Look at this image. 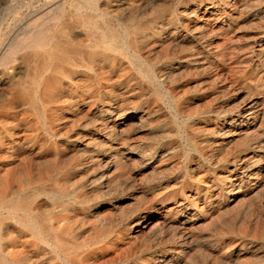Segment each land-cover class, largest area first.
Wrapping results in <instances>:
<instances>
[{"label":"rangeland","instance_id":"obj_1","mask_svg":"<svg viewBox=\"0 0 264 264\" xmlns=\"http://www.w3.org/2000/svg\"><path fill=\"white\" fill-rule=\"evenodd\" d=\"M109 2L0 0V257L264 264V0ZM101 13L126 56L38 60Z\"/></svg>","mask_w":264,"mask_h":264},{"label":"bare ground","instance_id":"obj_2","mask_svg":"<svg viewBox=\"0 0 264 264\" xmlns=\"http://www.w3.org/2000/svg\"><path fill=\"white\" fill-rule=\"evenodd\" d=\"M89 8L91 9H95L96 8V3L97 0H82ZM108 1L109 0H105ZM112 1V0H111ZM106 3V2H105ZM112 4V3H111ZM104 5V4H103ZM79 6V5H78ZM77 6V7H78ZM105 6V5H104ZM107 6V4H106ZM109 6V5H108ZM107 6V7H108ZM80 7V6H79ZM100 7V6H99ZM103 7V6H102ZM98 9V8H97ZM82 11V10H81ZM45 15V14H44ZM100 20L103 23V27H93L92 31L90 32V34H88L89 36V41L88 43H86L85 45H83V48H72L70 45H65L64 47H62V49H58V51H49V50H45L43 49V52H37V58L39 61H42L44 63V66H47L50 63H62L64 62V58L60 56L61 52L63 51H69L74 53L75 55L78 56H82L85 55L87 60L89 61H94L96 60L98 57L107 59L108 56L113 55V56H126L128 54V51L125 50V45H126V41L125 39H127L128 37H130L132 35L131 32H129V30L124 27L121 30V33H117L115 29L111 28V26L107 25V23L105 22L106 17L103 13H101L100 16ZM36 29V28H35ZM41 30V29H40ZM39 30V31H40ZM36 33V32H35ZM38 33V32H37ZM35 34L32 37H29V42L27 41L28 39H26L25 41V47L29 48V45H33V47L35 48H44L46 45H48V41L45 40L44 38H42V36L40 37L39 34ZM41 33V32H40ZM42 34V33H41ZM44 34V33H43ZM137 34V33H136ZM29 35V34H28ZM25 35V36H28ZM45 35V34H44ZM78 36V35H77ZM136 36V35H135ZM79 38V37H78ZM79 44H81L79 42ZM17 45V44H16ZM23 45V44H22ZM21 46V45H20ZM24 48V47H23ZM31 48V47H30ZM19 49V46H13L11 48V52L14 54L17 50ZM22 49V48H21ZM33 49V48H32ZM80 49V50H79ZM24 50V49H23ZM41 50V49H40ZM22 51V50H21ZM6 58V57H5ZM112 59V58H111ZM5 60V59H4ZM97 62V61H95ZM107 62V61H106ZM67 64V63H66ZM99 64V63H98ZM100 66V65H99ZM66 68V67H65ZM82 68V67H81ZM72 70V69H71ZM74 70V69H73ZM62 73V72H61ZM60 74V73H59ZM70 74V73H69ZM67 74V75H69ZM53 75V74H52ZM61 75V74H60ZM70 76V75H69ZM59 77V76H58ZM54 79V78H53ZM71 79V78H70ZM52 83V82H51ZM59 85V84H58ZM53 195V194H51ZM49 196V195H48ZM52 197V196H51ZM62 197V196H61ZM13 200V199H12ZM11 200V201H12ZM57 201V200H56ZM26 203V202H25ZM31 204V203H30ZM34 204V203H33ZM12 211L20 208L22 209V211H25L26 207L24 204H19V205H13L12 207ZM34 210V209H33ZM32 210V212H33ZM8 211V209L6 210ZM16 211V210H15ZM25 215L26 213L23 212ZM28 214V213H27ZM14 217V220L16 221L17 225L18 223L21 225V227H23L26 230H29L30 232L36 234V236L38 235L35 231V225L34 223H32L29 218H27L25 215L22 214V216H15V214H12ZM28 216V215H27ZM13 219V218H12ZM13 220V221H14ZM45 220V219H44ZM12 221V220H11ZM14 221V222H15ZM46 222V221H44ZM38 224V223H37ZM19 226V225H18ZM21 229V228H20ZM59 229V228H58ZM40 230V229H39ZM60 231V230H59ZM10 232V231H9ZM41 232V231H40ZM46 232V231H45ZM58 232V231H57ZM48 233V232H47ZM46 233V234H47ZM61 233V232H60ZM12 234V233H11ZM41 234V233H40ZM45 235V234H44ZM68 235V234H67ZM34 236V235H33ZM54 236V235H53ZM52 236V238H53ZM66 236V235H64ZM9 237V236H8ZM7 237V238H8ZM13 237V235H12ZM39 237V235H38ZM46 237V236H44ZM47 239V238H46ZM45 239V240H46ZM1 241V240H0ZM12 241V240H11ZM42 241H44L42 239ZM7 242V241H6ZM59 242V241H58ZM8 243V242H7ZM14 243V242H12ZM50 243V242H49ZM53 243V242H52ZM55 243V242H54ZM60 243V242H59ZM1 244V243H0ZM39 244V243H38ZM67 244V243H66ZM65 244V245H66ZM6 245V244H4ZM12 245V244H11ZM46 245V243H45ZM52 246V244H51ZM73 246V245H72ZM3 247V244H2ZM12 247V246H11ZM54 247V246H53ZM60 247V246H59ZM20 252V251H19ZM72 252V251H71ZM8 253L9 252H5ZM4 253V254H5ZM14 253V252H13ZM18 253V252H17ZM22 253V252H21ZM7 255V254H6ZM11 255V254H9ZM15 255V254H14ZM19 256V254H18ZM17 256V257H18ZM8 257V256H7ZM14 257V256H13ZM15 258V257H14ZM9 261V260H8ZM7 258L6 257H0V264H8ZM16 261V260H15ZM14 261V262H15Z\"/></svg>","mask_w":264,"mask_h":264}]
</instances>
